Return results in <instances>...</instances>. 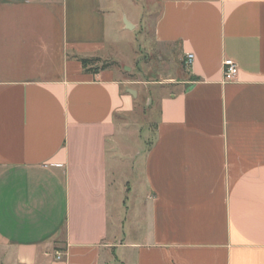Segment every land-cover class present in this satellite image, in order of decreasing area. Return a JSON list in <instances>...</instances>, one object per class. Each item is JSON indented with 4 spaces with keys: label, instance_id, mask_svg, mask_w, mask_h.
<instances>
[{
    "label": "crops",
    "instance_id": "crops-1",
    "mask_svg": "<svg viewBox=\"0 0 264 264\" xmlns=\"http://www.w3.org/2000/svg\"><path fill=\"white\" fill-rule=\"evenodd\" d=\"M148 2L157 48L193 61L125 172L136 96L78 59L117 64L137 0H0V264H264V0Z\"/></svg>",
    "mask_w": 264,
    "mask_h": 264
},
{
    "label": "rangeland",
    "instance_id": "rangeland-1",
    "mask_svg": "<svg viewBox=\"0 0 264 264\" xmlns=\"http://www.w3.org/2000/svg\"><path fill=\"white\" fill-rule=\"evenodd\" d=\"M149 3L148 0H137L136 4L126 6L130 19L138 21L137 27L114 35L116 45L110 47L114 53L113 57L118 62L113 67L116 79L122 83V90L136 92L133 112L116 120L114 140L128 156L123 164L125 172L132 166V159L129 156L137 151L139 158L142 159L154 139L159 100L173 92L175 82L186 74V66L183 63L182 67L181 64L175 65L163 49L157 48L154 44L152 33L157 9L148 12ZM127 181L133 183L130 177ZM128 198L126 207L131 211L133 195ZM131 224V218L130 220L128 218L125 230L133 238Z\"/></svg>",
    "mask_w": 264,
    "mask_h": 264
},
{
    "label": "trees",
    "instance_id": "trees-1",
    "mask_svg": "<svg viewBox=\"0 0 264 264\" xmlns=\"http://www.w3.org/2000/svg\"><path fill=\"white\" fill-rule=\"evenodd\" d=\"M78 62H80L82 69L85 73H89L92 75H95L100 71L105 70L109 66L114 65V63H110V62H102L99 58H88V59L81 58L78 59Z\"/></svg>",
    "mask_w": 264,
    "mask_h": 264
},
{
    "label": "built area",
    "instance_id": "built-area-1",
    "mask_svg": "<svg viewBox=\"0 0 264 264\" xmlns=\"http://www.w3.org/2000/svg\"><path fill=\"white\" fill-rule=\"evenodd\" d=\"M193 56L187 55L185 58V66L189 67L192 64ZM238 74L237 65L231 60H225L223 62V80L224 82H233Z\"/></svg>",
    "mask_w": 264,
    "mask_h": 264
},
{
    "label": "water",
    "instance_id": "water-1",
    "mask_svg": "<svg viewBox=\"0 0 264 264\" xmlns=\"http://www.w3.org/2000/svg\"><path fill=\"white\" fill-rule=\"evenodd\" d=\"M128 92H129L133 97L136 96V93H135L134 91L129 90Z\"/></svg>",
    "mask_w": 264,
    "mask_h": 264
}]
</instances>
